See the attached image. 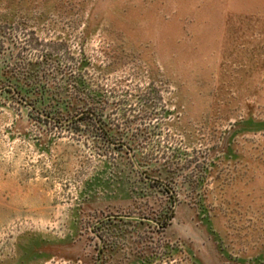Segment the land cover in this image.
I'll list each match as a JSON object with an SVG mask.
<instances>
[{
  "label": "rangeland",
  "instance_id": "rangeland-1",
  "mask_svg": "<svg viewBox=\"0 0 264 264\" xmlns=\"http://www.w3.org/2000/svg\"><path fill=\"white\" fill-rule=\"evenodd\" d=\"M0 264H264V0H0Z\"/></svg>",
  "mask_w": 264,
  "mask_h": 264
},
{
  "label": "trees",
  "instance_id": "trees-1",
  "mask_svg": "<svg viewBox=\"0 0 264 264\" xmlns=\"http://www.w3.org/2000/svg\"><path fill=\"white\" fill-rule=\"evenodd\" d=\"M16 85V84H15ZM15 89H17V91H19V92H22L21 90H22V88L20 89V86H15ZM33 109H36V106H34V108ZM49 116V115H48ZM100 128H103V127H101L100 126Z\"/></svg>",
  "mask_w": 264,
  "mask_h": 264
}]
</instances>
